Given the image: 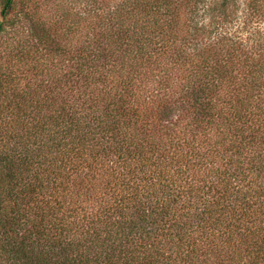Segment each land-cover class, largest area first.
Wrapping results in <instances>:
<instances>
[{"label": "trees", "instance_id": "obj_1", "mask_svg": "<svg viewBox=\"0 0 264 264\" xmlns=\"http://www.w3.org/2000/svg\"><path fill=\"white\" fill-rule=\"evenodd\" d=\"M77 1H1L0 35L18 3L43 31L0 65V264H264V49L229 31L238 0Z\"/></svg>", "mask_w": 264, "mask_h": 264}, {"label": "rangeland", "instance_id": "obj_2", "mask_svg": "<svg viewBox=\"0 0 264 264\" xmlns=\"http://www.w3.org/2000/svg\"><path fill=\"white\" fill-rule=\"evenodd\" d=\"M1 1L2 0H0V20L3 19L1 15ZM87 6L86 0H78L77 3L74 4L72 10L74 12L80 11L85 15L86 11L89 9ZM22 9L21 3H18L15 11L10 15V18L18 25L20 32L16 35L12 32L2 33L0 35V65H5V57H8L9 49L16 47L18 50H23L24 46H26L24 40L28 33L33 32V34L38 37L43 31L41 26L35 27L34 24H28L25 21L26 11ZM37 9H39L40 14L35 15L34 18H38L40 23L45 18L44 12L40 7ZM34 10L35 7H32L28 12ZM47 14L51 13L48 11L45 15ZM30 23H33V21ZM14 25H10L9 28H12ZM229 31L242 35L246 40L250 41V43L259 44L257 47L264 49V0H238L237 16L234 22L229 25ZM19 54L18 57H22V53L20 52Z\"/></svg>", "mask_w": 264, "mask_h": 264}]
</instances>
